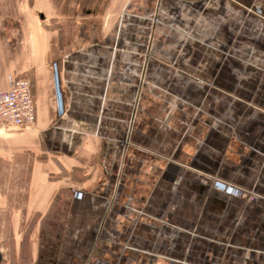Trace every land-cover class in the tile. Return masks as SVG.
I'll return each instance as SVG.
<instances>
[{"label":"crops","instance_id":"crops-1","mask_svg":"<svg viewBox=\"0 0 264 264\" xmlns=\"http://www.w3.org/2000/svg\"><path fill=\"white\" fill-rule=\"evenodd\" d=\"M17 75L82 194L66 261L264 264V0H0V89Z\"/></svg>","mask_w":264,"mask_h":264},{"label":"rangeland","instance_id":"rangeland-1","mask_svg":"<svg viewBox=\"0 0 264 264\" xmlns=\"http://www.w3.org/2000/svg\"><path fill=\"white\" fill-rule=\"evenodd\" d=\"M42 133L35 123L22 129L0 125V264H70L64 259L69 252L62 253L61 245L65 214L73 197L82 194L62 183L67 172L46 148ZM47 160L56 169L45 167L44 173L49 171L48 180L57 187L49 201L39 205L28 195L31 174L36 162Z\"/></svg>","mask_w":264,"mask_h":264},{"label":"built area","instance_id":"built-area-1","mask_svg":"<svg viewBox=\"0 0 264 264\" xmlns=\"http://www.w3.org/2000/svg\"><path fill=\"white\" fill-rule=\"evenodd\" d=\"M248 13H255V9L252 7L247 8ZM152 22H156L158 19L152 16ZM146 57H151L150 54H146ZM191 79L201 85H211L198 76L191 75ZM142 81V80H141ZM35 123V109L34 98L31 89V82L27 77L21 75L11 78L9 85L5 89H0V125L7 128H30ZM128 140H124L126 145ZM211 180H218L215 176L211 177ZM235 188V187H234ZM238 192H244L248 195H252L250 191L236 188ZM110 207V206H109ZM109 233V241L115 242L116 232L107 228Z\"/></svg>","mask_w":264,"mask_h":264},{"label":"water","instance_id":"water-1","mask_svg":"<svg viewBox=\"0 0 264 264\" xmlns=\"http://www.w3.org/2000/svg\"><path fill=\"white\" fill-rule=\"evenodd\" d=\"M1 258H2V255H1V251H0V262H1Z\"/></svg>","mask_w":264,"mask_h":264}]
</instances>
